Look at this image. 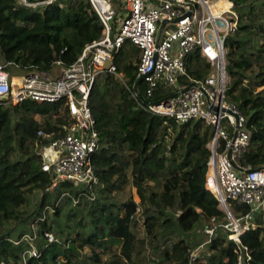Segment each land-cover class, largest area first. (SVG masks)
<instances>
[{
	"label": "trees",
	"instance_id": "trees-1",
	"mask_svg": "<svg viewBox=\"0 0 264 264\" xmlns=\"http://www.w3.org/2000/svg\"><path fill=\"white\" fill-rule=\"evenodd\" d=\"M226 1L238 20L234 33L224 39L229 78L224 99L238 109L249 134L238 165L257 170L264 165V0ZM220 5L227 9L224 2L210 6L216 10ZM101 35V22L88 0H58L33 9L0 0V60L8 64L5 70L11 77L52 71L57 61L69 67ZM138 63L139 50L125 41L112 59L125 84L107 72L93 83L89 106L99 147L92 156L98 179L92 201L68 183L48 191L52 178L42 170L48 139L39 132L67 124L66 114L52 117L60 104L0 102V264H142L135 259L144 243L136 235L140 213L160 264H189L190 253L207 241L208 257L193 264H264V225L259 223L241 236L240 246L221 228L203 241L205 228L225 222L206 187L214 128L203 120L179 124L140 108L131 93L144 92L136 78ZM185 63L193 80L202 81L211 72L198 51ZM167 90L159 89L153 101L176 91ZM228 133L231 137L232 131ZM127 185L136 189L139 203L115 200ZM64 191L69 195L62 197ZM34 192H43L36 208L22 210ZM73 196L79 199L76 205ZM233 208L238 216L249 210ZM25 235H35L37 257L29 255ZM159 239L167 240L170 248L160 247Z\"/></svg>",
	"mask_w": 264,
	"mask_h": 264
},
{
	"label": "built area",
	"instance_id": "built-area-1",
	"mask_svg": "<svg viewBox=\"0 0 264 264\" xmlns=\"http://www.w3.org/2000/svg\"><path fill=\"white\" fill-rule=\"evenodd\" d=\"M14 1L33 9L58 0ZM88 2L101 22L102 35L87 44L69 67L63 68L57 61L52 71L11 77L5 70L8 64L0 60V96L6 97L4 101L60 104L58 113L52 117L59 118L63 114L68 117L67 124L57 131L39 132L41 137L48 139L44 149L49 151L43 153L46 160L42 164V170L52 178L48 191L54 192L61 183H68L76 191H82L87 200L94 199L98 179L92 156L99 147V137L89 97L93 83L101 73H111L125 84L112 65V59L128 41L139 50L136 78L144 86V92L142 95L131 92L137 105L152 115L172 118L179 124L203 120L214 128V137L209 144L211 158L206 187L216 197L225 222L205 228L204 233L210 238L216 228H221L240 246L244 233L259 224L264 225V165L257 170L243 169V172L236 171L231 165V161L238 164L239 155L249 143V134L243 129L244 118L224 99L229 80L225 70L224 39L234 33L238 20L232 4L227 2V9L215 13L209 0H160L157 7L150 6L148 0ZM162 21L166 22L163 28ZM197 51L211 68L202 81L191 79L186 69V58ZM182 79L186 82H180ZM191 83L194 86L182 93ZM169 88L176 90L174 97L153 101L159 89ZM214 107L219 110L214 111ZM225 110H230L231 114ZM236 127L238 134L232 143L228 129L233 135ZM221 141L224 142L222 150ZM229 148H232L231 160L227 156ZM68 195L69 192L64 191L61 196ZM78 198L71 197L73 205L78 203ZM233 204L249 210L238 216ZM34 238L35 235H25L24 241L31 245L29 255L37 257L32 246ZM48 239L52 241L53 235H48ZM197 251L191 255L189 264L197 258Z\"/></svg>",
	"mask_w": 264,
	"mask_h": 264
},
{
	"label": "rangeland",
	"instance_id": "rangeland-1",
	"mask_svg": "<svg viewBox=\"0 0 264 264\" xmlns=\"http://www.w3.org/2000/svg\"><path fill=\"white\" fill-rule=\"evenodd\" d=\"M189 1H191V0H189ZM209 2H210L209 5L214 4L215 2H222V3L224 2L227 5L226 7L227 8L229 7V3L225 2V0H223V1L222 0H209ZM224 7H225L224 5L218 6V8L216 9L215 13L223 11ZM218 26L220 27V24H218ZM222 126L223 127L226 126V122L225 121H223ZM48 151L49 150L44 149V150H42V154L43 153H47ZM208 174H209V172H208ZM42 195H43V192H34L30 196L29 204L23 206L22 210H24L26 212L34 211V209L36 208V205L41 200ZM49 195L53 198L52 201H55L56 195H54L51 192H49ZM144 195L146 196V193H143L141 196H144ZM129 199H133L136 203L140 202V196L137 194L136 189L133 188L131 185L125 186L124 189L121 192H118V193L115 194V200L118 201V202L119 201L120 202H124V201H127ZM57 202H59V201H57ZM51 212L52 211H50V213ZM137 219H138V221H137L138 228H137V231H136V235L140 239V241H144V243L142 244V246L139 247V251L140 252H139L138 257L135 258L136 261L139 262V263H142V264H160L159 261H158L160 259L159 258L160 254L158 252L153 251L152 248H151L152 244H151L150 238H149L150 234L148 235L147 232H146V225L144 223V216H142V214L140 213V216L137 217ZM215 225L216 224H214L213 227ZM202 237H203V241H205L206 239H209V237L204 232L202 234ZM175 240H177V238L173 237L172 240H171L172 243H174ZM166 241L164 240L163 243H162V239H161V241L159 239L160 247L165 246L167 248H170L171 244L170 245L167 244L168 242L165 244L164 242H166ZM206 243L207 242H204L198 249H196V250H198L197 251V259L198 258L201 259L203 256H207L208 257L209 253H208V249H207ZM195 251L191 252L190 254L191 255L194 254ZM86 253L87 252H84L83 256H86ZM107 258L108 257H105L104 259H107ZM191 258H192V256H191ZM166 264H173V263H166Z\"/></svg>",
	"mask_w": 264,
	"mask_h": 264
},
{
	"label": "water",
	"instance_id": "water-1",
	"mask_svg": "<svg viewBox=\"0 0 264 264\" xmlns=\"http://www.w3.org/2000/svg\"><path fill=\"white\" fill-rule=\"evenodd\" d=\"M176 22V21H175ZM165 21H162L161 23V28L164 27L165 25ZM194 86V83H191L184 91H182V93H184L186 90H188L190 87H193ZM176 95V93H171L169 94L168 96H166L163 101H166L168 100L169 98H172ZM6 99V97H2L0 96V101H4ZM219 109L217 107H214V111H218ZM226 113L228 114H231V111L230 110H225ZM234 117L237 119V115H234ZM237 134H238V127L235 128L234 132H233V135H232V139H231V142L233 143L237 137ZM231 153H232V148H229V150L227 151V156L229 158V160H231ZM231 165L232 167L238 171V172H243V169L235 162L231 161Z\"/></svg>",
	"mask_w": 264,
	"mask_h": 264
},
{
	"label": "crops",
	"instance_id": "crops-1",
	"mask_svg": "<svg viewBox=\"0 0 264 264\" xmlns=\"http://www.w3.org/2000/svg\"><path fill=\"white\" fill-rule=\"evenodd\" d=\"M226 2H227V1H226ZM148 4H149L150 6L157 7V6L160 4V0H148ZM213 11H216V10L213 9ZM228 131H229V129H228Z\"/></svg>",
	"mask_w": 264,
	"mask_h": 264
},
{
	"label": "bare ground",
	"instance_id": "bare-ground-1",
	"mask_svg": "<svg viewBox=\"0 0 264 264\" xmlns=\"http://www.w3.org/2000/svg\"><path fill=\"white\" fill-rule=\"evenodd\" d=\"M119 76L121 77V76H123L121 73H119Z\"/></svg>",
	"mask_w": 264,
	"mask_h": 264
}]
</instances>
